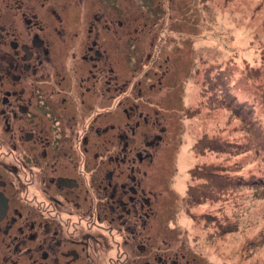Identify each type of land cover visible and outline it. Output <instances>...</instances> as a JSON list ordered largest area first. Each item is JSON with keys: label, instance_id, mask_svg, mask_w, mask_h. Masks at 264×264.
<instances>
[{"label": "flooded vegetation", "instance_id": "1", "mask_svg": "<svg viewBox=\"0 0 264 264\" xmlns=\"http://www.w3.org/2000/svg\"><path fill=\"white\" fill-rule=\"evenodd\" d=\"M106 1L0 0V264H202L160 234V122L106 78Z\"/></svg>", "mask_w": 264, "mask_h": 264}, {"label": "rangeland", "instance_id": "2", "mask_svg": "<svg viewBox=\"0 0 264 264\" xmlns=\"http://www.w3.org/2000/svg\"><path fill=\"white\" fill-rule=\"evenodd\" d=\"M96 12L111 23L106 78L129 80L124 95L142 82L143 113L160 122L147 150L170 224L160 234L202 264H264V0H111Z\"/></svg>", "mask_w": 264, "mask_h": 264}]
</instances>
